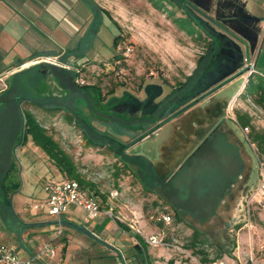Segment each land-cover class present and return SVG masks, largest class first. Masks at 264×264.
<instances>
[{
    "label": "rangeland",
    "instance_id": "374dc122",
    "mask_svg": "<svg viewBox=\"0 0 264 264\" xmlns=\"http://www.w3.org/2000/svg\"><path fill=\"white\" fill-rule=\"evenodd\" d=\"M93 1L105 12L102 13L105 28L100 34L98 58L82 64L68 63L65 59H44L42 63L54 67L67 66L79 73L80 81L99 88L105 96L104 102H99L98 92H95L93 97L86 96L89 104L132 123L127 129H123L118 122L115 124L97 122L99 130H109L110 134L118 138H124L125 132L130 133L132 130L136 133L151 131L159 123L167 120L168 112L176 113L212 91L220 92L215 96L218 100L224 99L228 102L242 87V93L228 103L224 110V121L233 128L244 148L243 179H238V183H242L241 188L235 193V199L231 198L225 205H221L216 215L204 223L195 221L187 214L183 215L182 222H177L174 212L177 200L165 195L167 188L160 191L158 189L159 198L153 201L152 196L142 190L136 177L128 172L110 148H91L85 145L82 133L78 129V121L71 123L65 119L63 113L47 114L33 105H24V108L37 117L41 125L74 160L81 178L89 184L85 190L95 194L97 192L103 212L112 207L115 216L130 221L136 218V213L140 211L142 213L140 220L146 222L148 227L140 228L143 233L147 235L155 232L165 237V246L147 247L148 252L156 255L160 264H202L201 257L195 255L194 250L189 247L193 228L199 230L210 242L205 246L210 258L216 256V244L226 245V250H231L235 244L231 257L225 256L214 264H264V252L260 251V246L264 244V211L255 206L251 211L249 225L245 202L247 195L256 188L259 177V170L253 171L256 162L253 150H256L263 161L264 156L259 153L252 141L251 128H247L246 131L237 123V113L247 114L252 126L264 130V107L257 104L255 96L256 92L264 93V16L240 15L232 5L234 0L229 1V4L224 2L223 6L222 0H184L189 12L195 17L193 20L171 0ZM210 2L213 7L206 10V4L209 5ZM257 18H260V21ZM62 27L71 29L65 20L62 21ZM210 33L215 36L214 42L218 48L201 77L190 81V76L195 73L201 58L209 57L211 54L209 45L213 38ZM117 36L120 37V42L114 49L113 41ZM128 48H132V53L120 65L116 64L118 58L115 56L119 55L122 58ZM248 61H254L257 68L249 79L244 77L241 81L217 89L245 69ZM48 69L46 66L39 68L45 74V85L54 87L57 93L58 87L54 80L47 78ZM37 70L38 68L29 67L20 77L34 75ZM11 75L12 73H6L4 70L0 71V95L8 88ZM20 77H14L11 81ZM67 84L68 89L74 93L72 96H80L78 88L72 82ZM25 85L28 86L25 88L28 94L33 92L32 87L38 88L37 84L32 85V81ZM111 91H114V94ZM204 99L176 118V123L179 126H189L192 121L203 125L206 120L209 121L206 116L210 114L208 112L210 106H206ZM80 106L89 114V108L85 103L80 102ZM169 130L166 128L156 138H148L149 135L140 146L138 143L130 148H136L135 152L149 150L150 155H155L158 147L167 140ZM227 140L228 138L219 136L216 157L205 160L204 165L195 160L192 166L179 170L176 181L181 183L186 179V175L193 174L201 167L204 171L220 167L224 174L234 175L237 162H241L240 153L235 151L240 146L234 145L231 148ZM13 156L22 182L20 191L12 197L13 213L23 222L48 223L51 218L35 206L47 198L44 183L60 180L61 173L48 156L31 141L25 146H17ZM183 162L182 159L171 160L168 167L163 166L162 177H170V174L178 171ZM247 177H251V181ZM144 178L156 180L151 169L145 171ZM115 191H118L120 196L118 200H111L110 195ZM242 196L244 198L240 200ZM161 214L171 215L173 222L165 225L152 220V217L156 218ZM68 216L72 219L85 218L86 213L80 208L71 207ZM105 217L107 216L102 215L96 222H104ZM45 225L43 230L37 229L36 232L31 229L18 231L9 228L0 217V245L14 244L21 247L24 244L34 250L44 240H48L49 236L54 235V232H51L52 226ZM63 230L66 234L70 231L75 232L74 229L65 226ZM64 237L65 235L62 239ZM62 239L57 242H61ZM117 254L119 262L115 261L116 264H126L125 253L120 251ZM113 261L114 259L110 258L105 263L114 264Z\"/></svg>",
    "mask_w": 264,
    "mask_h": 264
},
{
    "label": "crops",
    "instance_id": "0c3cea01",
    "mask_svg": "<svg viewBox=\"0 0 264 264\" xmlns=\"http://www.w3.org/2000/svg\"><path fill=\"white\" fill-rule=\"evenodd\" d=\"M222 1L221 6L224 5V2L229 4V1L232 0ZM232 5L242 16H264V0H234ZM212 7V2L209 5L206 4V10L212 9ZM64 20L70 24L72 30L62 27V21ZM257 20L260 21V18H257ZM104 28V18L100 10L91 7L85 0H0V71L4 70L6 73H12L11 76H13L16 73L26 71L29 67L43 64L44 59H65L66 62L72 64L94 61L99 56L100 34ZM210 35L214 39L215 36L212 33ZM54 42L58 43V45ZM60 68L74 71L67 66ZM47 71L49 72L47 78L54 80L55 85L58 87V92L54 91V87H47L45 85V74L40 71L44 84L39 85L37 89L32 87L33 92L29 94L66 95L65 89L55 81V70L48 69ZM244 77L246 78L243 75L235 79L229 85L243 80ZM218 93L220 92H215L208 96L207 99H204V102L210 106L208 109L210 114L206 116V119H209V121L206 120L204 125L200 122L192 121L189 126H179L174 119L148 137L156 138L166 128L170 129L167 140L158 147L155 155H150L149 150L145 149L135 152L136 148H129L126 153L130 155L132 161L135 158H140L141 160L150 162L152 164L150 169L153 171V175H164L162 171L163 166L166 165L165 167H168L171 160L178 161L182 159L185 161V158L193 153L204 139L212 135L217 126L220 127L227 104L242 93V87L236 91L228 102H225L224 99L222 101L218 100L215 97ZM221 126L217 132L218 134L221 132L220 130H223V133L233 136L234 143L238 142L237 134L230 125L225 124ZM104 128L106 127L104 126ZM121 139L125 143L132 141V139L126 137ZM144 141L138 142L140 143L139 146ZM138 143L136 144L138 145ZM136 144L133 146H136ZM125 168L132 176L136 177L142 190L148 192L152 196L151 199L153 201L158 200V188L154 185L146 187L143 184V181L147 180L144 178L145 172L142 173L139 167L132 164ZM60 176V180L66 177H62V174ZM150 182L152 183L153 180L150 179ZM136 214L138 227L141 229L148 228L146 222L140 220L142 213L139 211ZM67 215L64 220L88 228L98 237L124 252L126 264H160L156 255L147 250V247L153 246H149L142 236L133 232L127 226V223L118 222L110 217H105V221L100 223L96 222V220L89 222L86 217L72 219L69 216L67 217ZM51 221L54 220L50 219L48 223ZM25 223L29 225L47 224L26 221ZM43 228L29 229L35 231L37 229L43 230ZM29 229L25 231H29ZM57 231L58 227L52 226L51 232H54V235L49 236L48 240H44L34 250L29 245L22 244L21 247L18 246L20 256L24 259L29 258L39 250L43 243L53 242L57 247V257L50 264H107L105 261L110 258L114 259V264L119 262V255L115 251L97 243L78 231H70L66 234L63 230V235H65L63 239V235L57 238ZM152 234L156 233L152 232L147 235ZM60 239L62 241L57 242ZM58 251L61 253L59 254Z\"/></svg>",
    "mask_w": 264,
    "mask_h": 264
},
{
    "label": "trees",
    "instance_id": "16d2710c",
    "mask_svg": "<svg viewBox=\"0 0 264 264\" xmlns=\"http://www.w3.org/2000/svg\"><path fill=\"white\" fill-rule=\"evenodd\" d=\"M85 1L91 7L98 8L101 13H105L93 0ZM171 1L175 3L177 8L187 13L188 18H191L192 20L195 18L194 15L189 12L184 0ZM119 42L120 37L117 36L114 40L115 48L119 45ZM209 47L211 51L210 56L201 58L195 73L190 76V81L199 79L204 69L209 65L216 52L215 50L218 48L214 39L210 42ZM115 58L119 59L120 56L116 55ZM41 66H46L49 69L55 70V81L59 86L65 89L66 95H31L25 91V88L28 87L25 83H28L29 81H32V85L37 84V86H39L44 84L42 73L39 70ZM34 68H38L34 75L21 78L20 76L25 72L22 71L11 76L8 88L2 95H0V217L9 228H15L18 229V231H25L29 228H43L46 225L26 224L13 213L11 200L13 195L17 194L22 186V182L17 173V165L13 158V151L17 146H25L29 141H32L48 156L62 175L71 180L78 181L83 189H86L89 186V184L85 183L81 178L74 160L62 149L59 143L54 140L52 135L48 133L47 129L41 125L37 117L24 108V105H33L51 115L63 113L65 119L71 123H76V121H78V129H80L82 133V140L85 145L91 148H110L115 157L124 164V167H129L132 164L139 167L141 172L144 173L152 166L150 162L141 160L140 158H135L132 161L130 155L126 153L129 143H125L121 138L110 134L106 129L99 130L97 128V122H102L104 124H115L118 122L123 129H127L128 126L132 124L131 121H124L116 114L106 113L89 104L86 96L93 97L95 96V92H98L99 102H104L105 96H103L99 88L95 85L79 86L76 84V80L79 77V73L76 71L54 67L47 63H43ZM14 77L20 78L12 82L11 79ZM68 82H72V84L78 88V94L80 93V96H72L74 93L68 89ZM111 93L114 94V91H111ZM253 94L255 93L253 92ZM83 95H85V97ZM255 96L257 98V104L264 107V93L260 94L256 92ZM197 100L194 102H197ZM80 102L85 103L86 106H88L89 114H86V111L82 109ZM194 102L176 113L168 112L167 119L178 118L183 115L198 104H193ZM237 123L243 129L251 128L252 141L257 146L259 153L264 156V130H258L252 126L251 119L247 114L237 113ZM107 126L105 127L107 128ZM149 132L150 130L148 132L146 130L144 133H136L132 130L130 133L125 132L124 135L125 137L132 139V142H135L143 139ZM203 151L204 149H199L200 153H203ZM197 161V163H200L201 165H204V162H206L200 158H197ZM189 163V159L186 160L178 171L174 172V174H170L172 177L163 178V175H155V181L151 183L150 180H146L143 181V184L146 187L154 185L159 191L167 188L165 195L169 196L171 199L177 200L174 205L177 222H182L183 215L187 214L188 216L193 217L195 221L204 223L216 215L218 211L217 209L222 205V201L227 195V188L230 187L234 175L228 176L224 174L220 167L209 168L210 170L208 171L202 170L201 167V169L193 174H190L189 176L186 175V179L181 183H178L176 179L179 175V170H182L187 166H192ZM207 244H210L207 237L199 230L193 228L191 244L189 247L194 250L193 253L195 255L201 257L202 264H214L218 260H222L225 256L231 257L233 249L235 248V244L231 250H226V245L216 244V256L210 258V255L205 251V246Z\"/></svg>",
    "mask_w": 264,
    "mask_h": 264
},
{
    "label": "built area",
    "instance_id": "2783aa9c",
    "mask_svg": "<svg viewBox=\"0 0 264 264\" xmlns=\"http://www.w3.org/2000/svg\"><path fill=\"white\" fill-rule=\"evenodd\" d=\"M132 53V48H128L122 55V58L116 61V64H121L125 58ZM246 68L249 69L247 79L256 72V64L254 61H248ZM76 83L79 86H85L84 81H80L78 78ZM244 130H248L247 128ZM249 140V139H247ZM250 141V140H249ZM252 148L254 145L251 144ZM255 156L259 164V182L255 189L247 195L246 211L249 216L248 224H251V211L255 206L264 211V161L259 157L256 150ZM44 191L47 195L46 201L40 205L35 206L36 209H40L53 219L54 221L64 220L65 216L69 213L71 207L80 208L86 213V219L89 222L95 221L102 215L115 219L121 223H127V226L136 234L142 236L145 242L149 246L160 247L165 246V237L161 234L146 235L138 227V221L136 218L126 221L125 218L115 216L113 208H109L106 212H103V206L100 198L88 190L81 187L78 181L71 180L65 177L59 181H46L44 183ZM120 194L118 191L112 192L110 195L111 200H118ZM152 220L170 225L173 222V217L169 214H161L158 217H152ZM57 238L63 235V227L58 226L56 233ZM260 251L264 252V244L260 246ZM57 257V247L53 242H46L41 245L39 250L29 258H22L19 254L18 246L14 244H1L0 245V264H50V262Z\"/></svg>",
    "mask_w": 264,
    "mask_h": 264
},
{
    "label": "flooded vegetation",
    "instance_id": "af4514ba",
    "mask_svg": "<svg viewBox=\"0 0 264 264\" xmlns=\"http://www.w3.org/2000/svg\"><path fill=\"white\" fill-rule=\"evenodd\" d=\"M206 106H209V105L207 104ZM224 115L225 114L223 113V121H222L221 125L228 124V123H226V121H224L225 120ZM221 125H220V127H222ZM220 127L217 126V129H215V131L212 133V135H210L209 137L204 139L203 142L196 148V150L193 153H191L187 157L186 160L189 159V161H190L189 164L192 165V163L195 160H197V158H200V159H203V160H210V159L216 157V155L218 154V150H219V146H217V144H218L217 140L219 139V136H224V137L228 138L227 142L231 146V148H233L234 145H237V146L239 145L240 146L235 151L240 153L241 162L240 163L237 162V164H236V168H235L236 169V173L234 174V178L232 179L233 181L231 182L230 187L227 188V195H226L225 199H223V201H222V205H225V203L228 202L231 198L235 199V193L241 188L240 184L242 182L238 183V181H239L238 179H241V178L243 179L242 173H243L244 162H243L242 154H243V149L244 148H243V145H242V143H241L239 138H238V142L234 143L233 136L223 133L222 132L223 130H220L221 132L219 131L220 133L218 134L217 132H218ZM200 148L204 149L203 153L199 152ZM229 150H230V148L228 149V152H229ZM233 151L234 150L232 149L231 152H233ZM230 154L231 153H228V155H230ZM256 169L259 170V164H258L257 158H256L255 167H254L253 171L256 170ZM252 174H253V172H252ZM251 177H247V178L251 181ZM258 182H259V177H258ZM243 198H244V196H242V198L240 200H242ZM239 207H240V204L238 203L237 208H239Z\"/></svg>",
    "mask_w": 264,
    "mask_h": 264
},
{
    "label": "water",
    "instance_id": "95a60500",
    "mask_svg": "<svg viewBox=\"0 0 264 264\" xmlns=\"http://www.w3.org/2000/svg\"><path fill=\"white\" fill-rule=\"evenodd\" d=\"M248 72H249V69H248V68L243 69L240 73H238V74L235 75L234 77L230 78L227 82H225L224 84H222L221 86H219L217 89H219V88L225 86L226 84H229V83L233 82L235 79H237V78H239V77H242L243 75H246ZM246 82H247V81H246ZM217 89H216V90H217ZM214 93H215V91H212V92H210V93H208V94L202 96L201 98H199V99L197 100V102H194L193 104L199 103L202 99L207 98L208 96H210V95H212V94H214ZM174 119H176V118H169V119L165 120L164 122H162L161 124H159L157 127H155V129L151 130V131H150V132H149V133H148L143 139L138 140V141H135V142H133L132 144H129L127 149H129V148H130L131 146H133L134 144H136V143H138V142L144 140V139H145L146 137H148L149 135H151V134L157 132L161 127H163L165 124H167L168 122H170V121H172V120H174ZM23 132H24V125H23ZM22 138H23V133H22ZM11 202H12V200H11ZM47 224H49L50 226H57V227H58V226H62V227H64V226H65V227H70V228H72V229L78 231L79 233H81V234H83V235H85V236H87V237L93 239V240L96 241L97 243H99V244H101V245H104V246H106L107 248H109V249L115 251L116 253H120V251H119L117 248H115V246H113L112 244L108 243L107 241L101 239V238L98 237L96 234H94L91 230H89L88 228H86V227H84V226H81V225H79V224H76V223H73V222H71V221H67V220L51 221V222H49V223H47Z\"/></svg>",
    "mask_w": 264,
    "mask_h": 264
}]
</instances>
